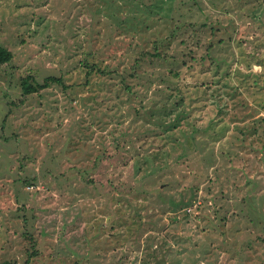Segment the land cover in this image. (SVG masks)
<instances>
[{
  "label": "rangeland",
  "instance_id": "obj_1",
  "mask_svg": "<svg viewBox=\"0 0 264 264\" xmlns=\"http://www.w3.org/2000/svg\"><path fill=\"white\" fill-rule=\"evenodd\" d=\"M0 45V262L264 264V0H0Z\"/></svg>",
  "mask_w": 264,
  "mask_h": 264
},
{
  "label": "trees",
  "instance_id": "obj_2",
  "mask_svg": "<svg viewBox=\"0 0 264 264\" xmlns=\"http://www.w3.org/2000/svg\"><path fill=\"white\" fill-rule=\"evenodd\" d=\"M13 59H14L13 53L10 50L3 47L2 45H0V66H4V65L11 63ZM85 65H87V68L89 70V72H87L88 77L91 75V73L94 74L95 72H97L94 66L88 65V64H85ZM98 70H99L98 71L99 74H102V75L106 74L103 70L99 68ZM54 83H61V81L56 78H47L44 81V84L34 85L31 83L29 78H25L23 79V82H22V91L25 96H28L34 93H38L40 90H44ZM0 264H14V263L6 261V262H0Z\"/></svg>",
  "mask_w": 264,
  "mask_h": 264
}]
</instances>
